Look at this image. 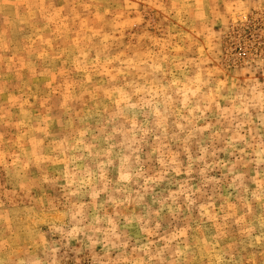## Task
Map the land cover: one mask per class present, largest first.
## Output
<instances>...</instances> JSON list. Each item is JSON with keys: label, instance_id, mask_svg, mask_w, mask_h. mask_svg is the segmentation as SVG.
<instances>
[{"label": "rangeland", "instance_id": "obj_1", "mask_svg": "<svg viewBox=\"0 0 264 264\" xmlns=\"http://www.w3.org/2000/svg\"><path fill=\"white\" fill-rule=\"evenodd\" d=\"M0 264H264V0H0Z\"/></svg>", "mask_w": 264, "mask_h": 264}]
</instances>
